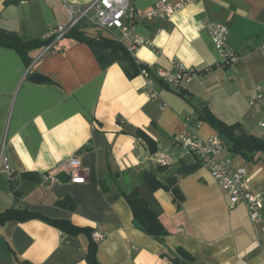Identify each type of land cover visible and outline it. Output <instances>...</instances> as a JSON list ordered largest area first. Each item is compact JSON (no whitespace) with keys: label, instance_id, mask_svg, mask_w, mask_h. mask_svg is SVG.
<instances>
[{"label":"crops","instance_id":"crops-1","mask_svg":"<svg viewBox=\"0 0 264 264\" xmlns=\"http://www.w3.org/2000/svg\"><path fill=\"white\" fill-rule=\"evenodd\" d=\"M70 1L86 8L96 0ZM156 2L134 4L143 12ZM207 21L229 26L228 46L240 57L236 65H221ZM69 22L62 0H0V30L26 41L47 39ZM90 27L86 22L77 28L92 37L95 28ZM135 32L148 43L135 58L150 66L154 77L157 69L172 71L174 62L202 75L181 89L156 78L159 98L154 100L145 95L141 75L129 78L120 62L103 69L87 44L68 36L45 55L44 49L32 51L30 67L15 50L0 47V213L17 209L37 215L0 226L12 255V263L0 255V264H87L88 237L68 235L50 220L99 233L100 264H264V232L250 222L246 206L230 208L206 165L176 145L187 120L201 124L202 138L219 136L200 120L205 108L224 124L239 123L244 133L264 141V106L249 105L258 91L264 93V0H199L170 18L137 24ZM100 33L119 36L118 31ZM35 72L56 85L31 83ZM138 132L153 140L156 154ZM225 156L233 168L246 169L249 187L264 203V152L245 159L226 147ZM70 158L86 171L85 183L56 179L58 165ZM182 167L196 170L179 174ZM149 171L162 180L176 177L184 197L178 208L165 190L153 194L167 232L160 238L134 225L124 198L143 186ZM107 176L104 191L101 179ZM68 197L73 210L57 204Z\"/></svg>","mask_w":264,"mask_h":264},{"label":"built area","instance_id":"built-area-1","mask_svg":"<svg viewBox=\"0 0 264 264\" xmlns=\"http://www.w3.org/2000/svg\"><path fill=\"white\" fill-rule=\"evenodd\" d=\"M30 0H20L22 4ZM136 0H96L92 5L81 8L70 0H62L70 22L67 26H58L50 32L48 38H54L53 43L44 49L42 55L50 52L55 45L65 37L80 21L86 22L95 28L92 37L101 38L100 31H118L119 36L115 37L124 45L128 53L140 67V74L145 79V95L149 99L157 100L159 94L155 91L156 78L164 85L181 89L184 83H190L202 75V72L188 69L182 63L174 62L172 71L162 69L156 70V76L152 74V68L143 65L135 58L137 51L148 45L146 40L135 32L137 24L151 21L156 18L165 19L172 17L199 0H178L172 3L171 0H157L156 4L147 11H136ZM206 29L212 43L221 57V65L224 67L233 66L240 60L239 55L228 46L230 28L227 24L207 21ZM251 107L264 106V93L258 91L256 96L249 101ZM164 104L163 107H165ZM264 128V116L260 122ZM199 123L196 127L186 121L185 128L176 136V145L184 149L188 154L195 157L206 165L211 176L219 184L229 199L230 208L243 204L246 206L250 222L260 225L264 232V203L262 196L249 187L247 171L245 168H233L231 160L225 156L226 146L219 136L202 138L199 134ZM167 162H163L166 165ZM9 174L13 170L7 165ZM65 172L73 184H83L87 180V173L81 167L76 158H70L58 165L55 174ZM96 243L102 240L99 233H93Z\"/></svg>","mask_w":264,"mask_h":264},{"label":"trees","instance_id":"trees-1","mask_svg":"<svg viewBox=\"0 0 264 264\" xmlns=\"http://www.w3.org/2000/svg\"><path fill=\"white\" fill-rule=\"evenodd\" d=\"M66 36L87 44L103 69L116 62H120L123 64L124 70L129 78H133L140 74V67L128 53L124 45L116 38L104 37L101 35V38L95 39L86 36L79 31L77 27L73 28ZM54 40V38H47L26 41L15 33H8L0 30V47L15 50L27 67H30L32 64L30 53L35 50L49 47ZM181 95L184 96L183 93H181ZM200 120L207 122L218 132L219 137L223 140L225 146L228 147L231 153L239 154L245 159H251L255 154L264 152V141L244 133L241 124L226 125L218 120L207 108L200 112ZM138 136L146 142L150 153L156 154L157 148L153 140L142 132H138ZM195 170L196 167H182V169H179L178 173L188 175ZM108 179L109 176L101 179V185L104 191H108ZM176 182V177H168L162 180L154 171H149L144 174L142 187L133 189L129 194L124 193V198L132 211L134 219L141 225L145 234L150 237L160 238L167 235L160 221L159 212L154 206L155 201L153 194L157 190H165L170 193L172 201L180 208V203L183 202L184 197L176 186ZM57 204L64 209H74V202L69 197L58 201ZM36 217V214L28 211L10 209L0 213V226H4L11 221L26 222ZM49 222L68 235H86L89 239L88 248L85 253L86 262L87 264H100L98 260V243L93 239V231L91 229L76 227L66 220H50ZM178 252L187 261L194 262V258L182 249H179Z\"/></svg>","mask_w":264,"mask_h":264},{"label":"water","instance_id":"water-1","mask_svg":"<svg viewBox=\"0 0 264 264\" xmlns=\"http://www.w3.org/2000/svg\"><path fill=\"white\" fill-rule=\"evenodd\" d=\"M31 83L37 84V85H56V82L51 79L50 77L43 75L41 73L35 72L32 75H30L28 79ZM56 179L60 181L61 183H69L70 177L65 172H60L56 175ZM134 225L138 227L139 229H142L141 225L135 221ZM0 255L12 263V255L8 249V246L6 244V240L4 238H0Z\"/></svg>","mask_w":264,"mask_h":264},{"label":"rangeland","instance_id":"rangeland-1","mask_svg":"<svg viewBox=\"0 0 264 264\" xmlns=\"http://www.w3.org/2000/svg\"><path fill=\"white\" fill-rule=\"evenodd\" d=\"M82 23H86V20L80 21L76 27H78V26L81 25ZM91 27H92V26H91ZM91 27L89 28V30H92Z\"/></svg>","mask_w":264,"mask_h":264}]
</instances>
